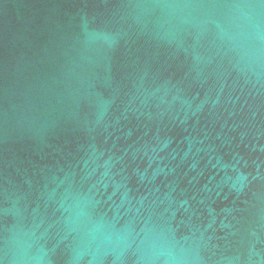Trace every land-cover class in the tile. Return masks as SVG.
Wrapping results in <instances>:
<instances>
[{"label": "water", "instance_id": "water-1", "mask_svg": "<svg viewBox=\"0 0 264 264\" xmlns=\"http://www.w3.org/2000/svg\"><path fill=\"white\" fill-rule=\"evenodd\" d=\"M0 264H264V0H0Z\"/></svg>", "mask_w": 264, "mask_h": 264}]
</instances>
